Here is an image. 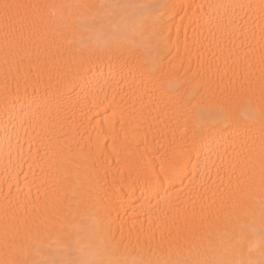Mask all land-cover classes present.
Masks as SVG:
<instances>
[{
	"label": "bare ground",
	"instance_id": "1",
	"mask_svg": "<svg viewBox=\"0 0 264 264\" xmlns=\"http://www.w3.org/2000/svg\"><path fill=\"white\" fill-rule=\"evenodd\" d=\"M5 2L39 7L0 23V264L264 258L262 0ZM192 91L227 122L202 179L149 203V168L199 131Z\"/></svg>",
	"mask_w": 264,
	"mask_h": 264
},
{
	"label": "snow or ice",
	"instance_id": "2",
	"mask_svg": "<svg viewBox=\"0 0 264 264\" xmlns=\"http://www.w3.org/2000/svg\"><path fill=\"white\" fill-rule=\"evenodd\" d=\"M36 7L39 6L10 4L7 2L0 4V23L3 25L5 34L9 35L15 30V26L19 22L20 9ZM112 7L116 6L113 5ZM123 7L128 6L125 5ZM261 8L264 9V0H262ZM89 63V60L81 59L76 71L78 73H86L89 70ZM67 70L71 71V68ZM82 83L84 84L81 89L84 92L83 101L79 98L80 94L76 93V103L88 106L89 98L91 97V103L95 106L99 92L92 90L91 81L87 80V77ZM169 86L170 88L173 87L171 84ZM5 87L7 90V85ZM68 103L70 107H76V104L72 103L71 95L68 96ZM186 103L192 104L198 110L200 116L198 121L199 131L193 132L191 136L185 132L180 141H174L169 146L161 160L159 169L157 170L155 166L149 168L141 185V195L149 203L152 199L159 196V189H163L165 196H167L173 188L182 189L185 187V181H187V186H194L198 180L202 179L205 169L209 167L211 157V129L207 125L209 122L213 124L227 122L226 114L223 111L210 113L200 109L195 91L188 94ZM234 136L238 139L239 132H235ZM261 181L264 183V162L261 164ZM193 264H234V262L220 259L195 261ZM249 264H264V258L258 262H249Z\"/></svg>",
	"mask_w": 264,
	"mask_h": 264
}]
</instances>
